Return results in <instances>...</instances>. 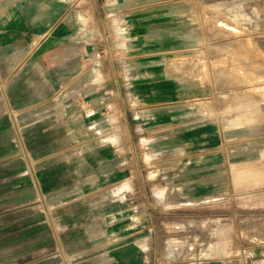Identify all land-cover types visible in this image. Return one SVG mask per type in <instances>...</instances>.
Wrapping results in <instances>:
<instances>
[{"label": "rangeland", "instance_id": "obj_1", "mask_svg": "<svg viewBox=\"0 0 264 264\" xmlns=\"http://www.w3.org/2000/svg\"><path fill=\"white\" fill-rule=\"evenodd\" d=\"M17 7L36 10L28 0H0V16ZM100 7L99 51L79 57L75 80L63 71L71 78L63 84V160L59 152L34 155L29 117L22 125L13 108L27 70L0 69V264H72L107 234L97 224L107 220L108 187L85 157L95 147L97 158H108L106 140H119L124 119L137 148L114 156L120 168L134 157L130 167L144 176L137 186L156 208L173 201L175 218L183 219L163 230L169 247L182 259L251 250L264 239V0H165L130 13L114 3ZM152 10L167 15L159 29L131 30L130 14ZM88 75L99 95L85 104L96 101L97 113L82 111ZM115 78L120 84L109 85ZM113 103L118 110L107 114ZM84 119H91L89 133L79 126ZM51 168L59 179L46 180ZM187 214H195V225Z\"/></svg>", "mask_w": 264, "mask_h": 264}, {"label": "crops", "instance_id": "obj_2", "mask_svg": "<svg viewBox=\"0 0 264 264\" xmlns=\"http://www.w3.org/2000/svg\"><path fill=\"white\" fill-rule=\"evenodd\" d=\"M28 1L33 6L32 9H36L35 11L22 14L17 7L10 14L0 16V69L4 75L9 74V70H18V75L20 70H27V74L19 78L17 83L18 91L13 97V108L22 117L20 118L22 125L23 118L29 117L26 131L34 133L32 137L35 140L34 155L59 152V157L63 160V84L67 79H71L65 77L63 71L69 70L70 74L74 75L72 80H75L77 78L75 76L83 71L78 72L81 66L79 57L85 53L92 54L99 51L95 42V33L96 22L105 19L100 14L101 4L114 3L122 6L120 10L123 12L130 13L134 5H140V9L151 8L165 0ZM17 2L19 4L20 0ZM163 16L167 15L161 10H152L140 12L138 16L130 14L128 18L135 21V24L130 26L131 30L142 34L149 26L161 27L163 24L160 21L164 19ZM178 46L170 45L175 51L178 50ZM34 55L39 59L35 60ZM111 68L116 69L113 62ZM108 79L106 78L105 81ZM82 81L88 86L87 88L90 87L83 93L85 97L82 98V108H87L82 111L97 113L96 101L85 104V101L93 100L99 95L98 90L93 88L97 81L91 75L86 76ZM119 84L118 78L109 83L115 86ZM107 93L115 98L119 96V101H123L121 95H117L114 90ZM120 105L122 106V103ZM109 108H104L107 109V114L114 109L118 110V105L113 103ZM79 113L83 114L80 110ZM57 117H60V123L55 120ZM90 121L91 119H84L79 123L87 133L90 132L88 129L92 128L87 127ZM124 121L123 127H119L118 131L119 143L115 144L110 137L106 140L107 145L104 150L111 157L102 160L97 158L98 152L95 147H89L91 152L88 158L85 157L86 163L96 167L97 179L108 187L107 193L103 194L105 202L103 212L107 220L97 224L98 228L107 229L108 232L105 236L94 237L92 249L78 259L75 258L72 264H264L263 238H256L255 246L251 250H241L240 254L233 256L194 255L182 259L178 251L169 247L171 239L164 235L163 230L178 227L174 225V218L181 214L173 212L174 207H177L174 206L173 201L171 204L164 203V206L161 204L156 208L149 195H146L147 191L137 186L136 182L143 180L144 176L130 167L133 165L134 157L125 156L122 162L123 169L120 168L121 164L114 156L119 151L131 155L132 150L137 148L130 123L127 119ZM32 138L29 137V140ZM90 139L89 135L87 141L78 143L84 145ZM118 145L120 149L114 151L113 148ZM147 161H149L148 156ZM46 174V180H56L61 177L55 175L56 171L53 168ZM247 179L250 180L241 177L239 181L244 183ZM125 182L131 187L125 188ZM153 197L154 203L158 202L157 195L153 194ZM193 215L195 214H187L189 227L196 224L192 220ZM175 219V221L183 220Z\"/></svg>", "mask_w": 264, "mask_h": 264}, {"label": "bare ground", "instance_id": "obj_3", "mask_svg": "<svg viewBox=\"0 0 264 264\" xmlns=\"http://www.w3.org/2000/svg\"><path fill=\"white\" fill-rule=\"evenodd\" d=\"M93 71H94V70H93ZM114 142H115V144H116V143L119 142V140H118V139H115ZM150 159H151V158H150ZM253 163H254V162H253ZM243 178H245V177L243 176ZM249 181H250V180L247 179V180H245L244 183H249ZM35 183H36V185H38V180H35Z\"/></svg>", "mask_w": 264, "mask_h": 264}]
</instances>
